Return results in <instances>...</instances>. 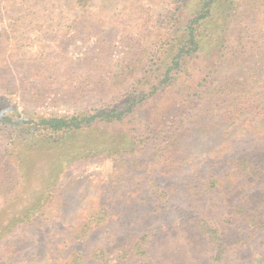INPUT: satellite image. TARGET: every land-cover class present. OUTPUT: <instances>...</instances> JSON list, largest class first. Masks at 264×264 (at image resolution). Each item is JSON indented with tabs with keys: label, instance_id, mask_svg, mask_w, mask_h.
<instances>
[{
	"label": "rangeland",
	"instance_id": "obj_1",
	"mask_svg": "<svg viewBox=\"0 0 264 264\" xmlns=\"http://www.w3.org/2000/svg\"><path fill=\"white\" fill-rule=\"evenodd\" d=\"M120 1L0 0V113L71 116L150 92L197 8L191 0L188 8L181 0ZM221 8L226 49L204 98L182 96L189 58L178 80L160 86L163 100L176 96L174 109L162 111L168 117L145 100L122 125L107 126L130 137L124 154L88 152L85 135H50L41 145L28 127L0 122V264H264V225L257 230L231 207L244 198L251 211L264 203V0H222ZM150 111L166 125L177 117L169 139L153 141ZM244 162L261 174L247 188L244 171L233 168ZM55 164L61 171L52 176ZM231 188L242 190L233 201ZM43 189L44 209L10 229L45 199ZM161 207L168 217L154 214ZM146 226L156 239L143 248Z\"/></svg>",
	"mask_w": 264,
	"mask_h": 264
},
{
	"label": "trees",
	"instance_id": "obj_2",
	"mask_svg": "<svg viewBox=\"0 0 264 264\" xmlns=\"http://www.w3.org/2000/svg\"><path fill=\"white\" fill-rule=\"evenodd\" d=\"M11 1V0H9ZM13 1V0H12ZM15 1V0H14ZM28 0H25V4ZM94 0H72L73 5L75 7L81 6L82 3L85 2V6L89 5ZM113 1L114 0H110ZM119 5L121 4L120 0ZM193 1V6L197 8L196 13L191 16L189 20L185 22V24H180L179 29L180 35L178 37V43L175 45V49L172 50V58L169 60V63H167L168 68L166 70V73L163 75V79L160 81L159 77L155 78L156 81H160L158 84H154L152 86V90L150 92H147V94H144V96H131L129 93L127 100L126 95L123 101L119 106H116L114 108L110 109H96L89 113L85 114H75L71 116H49V117H40L37 120H28V118H25L23 116H17L14 118L10 114H1L0 113V122L2 124L11 125V126H18L16 128L18 131L22 132V127H28V134L37 135L39 137L38 143L43 145L46 143V139L48 136H61V135H70L71 138H74L75 136L79 135H85V136H92L89 139V143L92 148H90L89 151H94L95 149L101 147H107L108 150H115L114 155H122L127 151V147L123 148L124 145L127 143H130L129 138L123 135L121 132H116L109 134L106 130L109 128L107 126H110L112 124H120L122 125L125 121V119L131 115L135 114V108L137 105L142 104L145 100L144 107L148 106L147 102L149 104H152V108L157 112V116L159 118H166L169 116V113H162L163 110H169V107L172 106V109H174L173 101L175 102L176 96H172L170 99L163 100V96L167 95V89L163 88L160 89L161 85H164L165 83H171L175 80H178L180 74L188 68L187 61H192V65L194 67L193 70L190 72V77L186 79V84L183 88V97L187 98V100L191 99H197V98H204L203 91L205 88V85L207 82L212 78V76L215 74L216 70L218 69V65L220 63V60L225 52L226 47H224L225 44V33L227 31L228 26V18L224 15L222 16V8H221V2L222 0H191ZM78 2V3H77ZM183 8L187 7L186 0H181ZM188 8V7H187ZM123 13L119 12L116 15L112 16L113 20H116L117 17H122ZM104 21L102 19H99V21L96 22V25L100 27ZM106 24H104L105 26ZM203 28H205V31H201ZM207 40V45L203 47L204 42ZM172 43L176 42V38H174ZM171 49L169 48V51ZM166 49L164 50L163 55L166 56ZM260 57L259 54H256L255 56H252L251 58L254 60H257ZM253 65V64H251ZM252 81L251 79H249ZM145 82H142L143 84ZM262 83V82H261ZM247 86H249V82L245 84V87L247 89ZM252 91V89H250ZM123 96V95H121ZM203 96V97H202ZM150 97H153L152 99H148ZM159 97V98H156ZM239 112V111H238ZM29 117V116H28ZM172 122H177V117L174 118V120H171L169 125H166L167 123L164 121H159L156 119L155 114L153 111L149 112V119L148 124L153 126V141H161L163 139H169L168 136L173 132L176 125L172 126ZM167 126V128H166ZM110 130V129H109ZM157 133V134H156ZM99 137L106 138L105 140H101L98 144H93V142L98 139ZM68 140V139H65ZM72 140V139H70ZM146 141V140H143ZM64 142V141H63ZM88 149V148H85ZM107 150V151H108ZM106 151V150H104ZM110 152V151H108ZM246 162L244 163H233V168L237 171H244L242 172V178L246 177L247 182H244L245 187L247 188L253 181H256L258 177L261 175L259 172H253L252 169L246 168L245 166ZM264 166V165H263ZM261 168V167H260ZM264 169V167L262 168ZM61 171L60 164H55V167L52 171V176L57 175ZM257 173V174H256ZM245 180V178L243 179ZM215 182L211 184V189L214 187L216 188ZM49 185V183H48ZM221 184H217L220 186ZM53 187V188H52ZM57 187V184H54L51 186L52 189H55ZM223 188V186H220ZM200 189V188H199ZM207 189V187H206ZM47 191L50 189L47 188ZM45 189H43L44 194L42 195L44 200H41V198H38L36 202L32 205L31 208H26L24 211H21L20 215L17 217H14L10 220V229H12L13 226L17 227L21 224H26L31 222L38 213L44 209L46 202L47 193ZM187 193H190L188 188L186 189ZM201 192V191H200ZM242 190L231 188L228 189L227 196L232 201L240 196V193ZM193 194V193H191ZM199 195V194H198ZM201 195V194H200ZM199 195V196H200ZM196 194L192 195V198L195 199ZM167 203L169 204L171 199L170 196L167 197ZM245 198L242 201V203L239 206L231 205L234 209L236 217H244V220L250 223L254 228L257 229L258 225H264V203L262 205H256L260 208L259 210L251 211V208L249 209V206L245 207ZM46 203V204H45ZM172 208V207H171ZM183 210V208H182ZM182 210L175 209L174 211L181 212ZM173 211V210H172ZM183 212V211H182ZM251 213V215H247ZM254 213V214H252ZM4 218H9V216L5 215V210L3 211ZM154 214L168 217L169 212L168 209L165 207H161L159 210L156 211L154 208ZM263 227V226H262ZM144 233L142 234L141 242L143 244V248L148 247V245L151 244L152 240L156 239V236L154 237V229L152 227L146 226L144 227ZM258 230V229H257ZM146 255V254H144Z\"/></svg>",
	"mask_w": 264,
	"mask_h": 264
}]
</instances>
